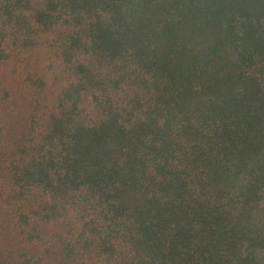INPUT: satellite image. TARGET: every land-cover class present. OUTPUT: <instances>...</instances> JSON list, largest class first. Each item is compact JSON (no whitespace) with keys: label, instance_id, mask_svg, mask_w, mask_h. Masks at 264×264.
Here are the masks:
<instances>
[{"label":"trees","instance_id":"obj_1","mask_svg":"<svg viewBox=\"0 0 264 264\" xmlns=\"http://www.w3.org/2000/svg\"><path fill=\"white\" fill-rule=\"evenodd\" d=\"M46 32L68 83L1 161L0 264H264V0H0V62Z\"/></svg>","mask_w":264,"mask_h":264},{"label":"rangeland","instance_id":"obj_2","mask_svg":"<svg viewBox=\"0 0 264 264\" xmlns=\"http://www.w3.org/2000/svg\"><path fill=\"white\" fill-rule=\"evenodd\" d=\"M57 36L55 32L43 33L37 44L28 50L7 45L11 57L0 62V167L1 161L29 135L31 121L39 125L48 119L57 96L68 83L58 55ZM3 91L9 95L4 96ZM1 171L0 168V174ZM15 220L16 215L11 214V207L0 201V261L7 257L13 258L21 246L27 245L22 240ZM59 228L61 224L52 228L53 232L34 248L37 255L51 263L62 256L58 250L60 231L54 233Z\"/></svg>","mask_w":264,"mask_h":264}]
</instances>
